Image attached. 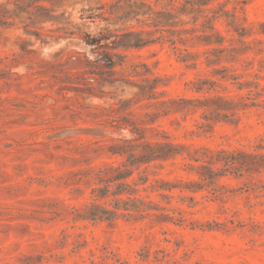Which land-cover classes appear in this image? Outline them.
<instances>
[{
	"label": "rangeland",
	"instance_id": "374dc122",
	"mask_svg": "<svg viewBox=\"0 0 264 264\" xmlns=\"http://www.w3.org/2000/svg\"><path fill=\"white\" fill-rule=\"evenodd\" d=\"M192 1L137 0L165 13L158 25L154 14L119 19L127 1L125 12L111 15L114 0H58L55 7L0 0V264H264V0ZM129 33L131 42L161 39L116 50L125 58L115 57L122 65L110 71L104 49L89 42L119 36L102 41L111 44ZM157 78L156 91L165 94L152 99L147 80ZM199 80L216 85L198 93ZM251 91L252 100H240ZM215 95L249 107L236 124L217 121L205 131L198 128L203 109L166 114L158 102ZM163 132L187 150L136 166L125 182L139 191L118 198L152 202L162 208L152 213L174 220L79 218L96 201L94 189L128 190L100 180V171L126 161L109 147L139 136L164 140ZM204 149L252 165L182 191L181 181L203 182L186 164H202L191 154ZM166 182L172 190L162 188ZM98 203L117 204L112 195Z\"/></svg>",
	"mask_w": 264,
	"mask_h": 264
},
{
	"label": "trees",
	"instance_id": "16d2710c",
	"mask_svg": "<svg viewBox=\"0 0 264 264\" xmlns=\"http://www.w3.org/2000/svg\"><path fill=\"white\" fill-rule=\"evenodd\" d=\"M20 2V0H17ZM40 1V0H39ZM52 3V6L55 7L58 5V0H48ZM129 3L128 4V11L126 12L125 17L122 18H129L130 16H138V15H155L157 17L153 18L150 17L151 20H154L153 22H157L158 25L163 23L161 18L163 16L165 17V13L162 12H154L153 7L151 5H148L146 3H139L137 0L131 1V0H114V3L110 5V8H112V12H109L111 15L115 13H119L120 11L125 12V7L122 6L124 2ZM211 0H195L192 1L193 4H198L200 6L209 4ZM132 2V3H131ZM108 4V3H106ZM106 5L102 4V8L104 9ZM39 9L44 10L46 13L51 12L52 9H47V7L44 6H38ZM142 8H147L146 12H142ZM39 15V14H37ZM63 16V15H62ZM48 20L52 21H58L61 17H55V16H47ZM157 25V26H158ZM165 31V30H163ZM157 31L155 32H148L147 34L152 37L155 35ZM134 33L126 34L122 40L120 41H114L111 42V44H103V40H108L111 37H117L113 34L108 35H101L98 38L93 39L90 44L95 45L97 48H103V54L104 57L107 59V68L110 69V71H115V67L117 65L116 61H114L115 57H121L125 58L124 55L119 54L116 52V50L123 48V49H132V48H142L143 46L151 43H155L157 39H161V37L157 38L156 40H147L145 42H142V40L131 42L129 40V37H131ZM210 41V40H209ZM72 59V57L70 58ZM80 60V59H79ZM221 61V58H217V60H212L211 58H208V63L210 65L219 63ZM159 83H161V79L157 78L153 80L151 83L150 80H147V87L146 90L152 92L153 96L152 99H157V94L164 95L165 92L158 93L156 91ZM210 82L206 80H199L198 82L194 83L196 91L198 93L202 91H210L213 88H206V85H208ZM211 85H216V82H211ZM244 84H241V87L243 88ZM254 91H251L248 97H240V100H252L250 95L253 94ZM259 94L258 92L256 93ZM225 97L221 95H215V96H209L205 97L203 99H170L168 101H158L162 104V106H168L164 111H168L166 114L172 112H191L196 111L198 109L204 110L203 120L204 122L198 125V128L201 130L206 129H212L213 125L212 123L217 121H225L229 123L236 124L238 122L237 116L239 115V111L246 110L249 107V104H242L240 102H234L227 100ZM225 102V103H223ZM155 103L152 104L154 106ZM252 106H255V102L251 104ZM114 111V109H112ZM161 116V114H150L149 117L151 120H149L151 123L155 122L156 119H158ZM138 130V129H137ZM141 131V130H140ZM164 140H157V141H141L144 137L139 136V138H136L131 141H119L109 147V152L112 155H120L126 159V161L118 167H106L104 170L100 171L99 176L100 180L111 183V182H117L119 187L126 186L128 187V190H119L115 192H111L109 190V186H106L104 189L102 188H96L93 190V194L96 197V201L91 203L92 205L90 207H87V211L83 215H79L78 217L81 219H93V220H110L114 221L117 218L124 217L128 219H135L137 218H153V220L156 223H160L163 221V219H171L174 220V217H170L165 214H155L151 211H158L162 208L159 207V205H154L152 202L146 203L141 198L129 197V201L123 202L121 199L118 198L119 195L125 193L130 194V196L136 194L139 190L136 188L131 187L125 180L129 178L133 172L134 168L136 166H139L140 164H151L154 162H160V161H166L172 158H175L176 156L183 153V151L187 150V145L185 144H175L173 142L167 141L169 138L165 132H163L162 135ZM245 157H250L251 155H248L246 153H241ZM191 159L194 162H200L202 161V164H199L198 166H194L191 163H187L186 166L188 168H191L193 170H196L198 174L200 175V178L203 180L202 183H198L196 181H189V182H183L179 184V188L184 190H189L192 192H197L199 189L202 188V185L206 184L205 186L215 185L218 182V179L221 177L228 175V174H237L244 171V167H251L252 164H250L245 159L242 160L240 157L235 156L234 154H230L225 150L214 152L209 149H204L203 151H195L193 154H191ZM262 164H255L254 166L255 171H259L261 169ZM264 167V166H263ZM251 170V168L249 169ZM110 173H113L114 176H109ZM102 175H106V177H102ZM143 181H148V178H145ZM160 182V181H157ZM174 186H169V184L166 182L162 185V188L167 190H172ZM177 187V186H176ZM110 195L113 196V201L117 202V204L114 206L115 208L113 210L106 209L104 206H101L98 203V200L105 199L109 197ZM187 198V197H183ZM191 200L193 201L194 198L192 197ZM118 210H124L127 213H119ZM183 221V220H181Z\"/></svg>",
	"mask_w": 264,
	"mask_h": 264
}]
</instances>
